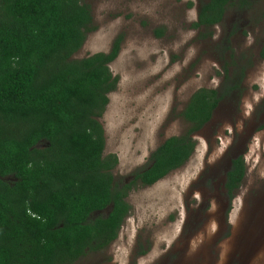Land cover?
Segmentation results:
<instances>
[{"label":"rangeland","instance_id":"rangeland-1","mask_svg":"<svg viewBox=\"0 0 264 264\" xmlns=\"http://www.w3.org/2000/svg\"><path fill=\"white\" fill-rule=\"evenodd\" d=\"M86 2L97 29L75 58L108 53L123 38L110 63L118 85L100 119L117 176L185 132L180 112L198 89L221 87L225 66L242 83L194 135L184 166L130 192L118 238L75 264H264V0L230 6L207 30L194 28L201 0ZM239 156L246 175L230 199L227 173Z\"/></svg>","mask_w":264,"mask_h":264},{"label":"trees","instance_id":"trees-1","mask_svg":"<svg viewBox=\"0 0 264 264\" xmlns=\"http://www.w3.org/2000/svg\"><path fill=\"white\" fill-rule=\"evenodd\" d=\"M255 1L201 0L194 28L212 29L230 6ZM96 29L86 0H0V264H75L108 248L131 211L130 192L184 166L194 135L242 83L225 66L221 87L198 89L180 112L185 132L119 177L100 119L118 85L110 63L123 38L108 53L74 57ZM246 169L243 156L232 160L230 199Z\"/></svg>","mask_w":264,"mask_h":264}]
</instances>
